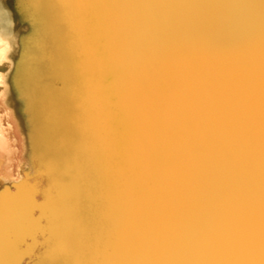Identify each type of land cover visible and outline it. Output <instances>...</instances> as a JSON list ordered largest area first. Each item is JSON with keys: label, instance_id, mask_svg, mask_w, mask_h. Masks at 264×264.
<instances>
[{"label": "bare ground", "instance_id": "6f19581e", "mask_svg": "<svg viewBox=\"0 0 264 264\" xmlns=\"http://www.w3.org/2000/svg\"><path fill=\"white\" fill-rule=\"evenodd\" d=\"M64 2L22 7L35 43L73 57L57 68L60 87L39 85L35 48L19 41L9 55L8 106L22 119L26 106L37 109L25 126L36 130L30 144L50 184L42 198L27 176L14 180L0 137V244L20 251L27 231L24 264L124 259L117 251L133 239L225 228L250 189L258 204V127L251 147L239 139L228 70L247 54L258 59L261 0H88L133 5L113 16L37 7ZM30 82L33 105L24 96ZM57 215L82 241L71 253L60 251ZM42 231L49 243L40 247Z\"/></svg>", "mask_w": 264, "mask_h": 264}, {"label": "snow or ice", "instance_id": "6c2138e0", "mask_svg": "<svg viewBox=\"0 0 264 264\" xmlns=\"http://www.w3.org/2000/svg\"><path fill=\"white\" fill-rule=\"evenodd\" d=\"M37 7L49 12L59 9H72L80 13L97 10L106 16H113L122 14L133 5L65 0L58 7ZM228 99L237 135L249 147L254 144L258 127V204L254 189H250L238 204L229 225L211 235L197 239L146 236L128 241L117 251V255L128 258L65 261L63 264H264V0L260 2L258 59L255 54H247L228 70ZM54 219L55 228L62 237L60 251L71 253L80 247L82 241L68 229L63 218L57 215ZM7 227L11 230V221ZM42 235V243L47 245V232L42 231Z\"/></svg>", "mask_w": 264, "mask_h": 264}, {"label": "rangeland", "instance_id": "374dc122", "mask_svg": "<svg viewBox=\"0 0 264 264\" xmlns=\"http://www.w3.org/2000/svg\"><path fill=\"white\" fill-rule=\"evenodd\" d=\"M28 1L29 0H0V137L4 144L5 154L9 158L12 178L17 181L27 176L32 185L39 188V192L36 195L39 196L41 194V197L44 198L45 196L43 197L40 190L41 186L49 187L50 184L48 178L41 175L42 170L45 168V164L41 165L40 162L35 160L36 157L34 156L40 152V148L30 144L35 141L36 130L33 131L30 128L28 129V126H25V124L30 125L31 121L37 117L36 113H34L37 109H32L30 105H28V107L26 106L24 109L25 114L22 119L18 116L20 114H18L19 111L17 106L13 107L12 104H9L11 107L8 106V101L11 99L12 92L11 89L9 90L10 85L7 82V72L13 67L15 62L10 59L11 56L9 55L17 48V42L19 41L21 42L20 45L24 48H35L37 55L39 54V58L35 57L40 62L41 73L44 75L38 80V83L40 86L44 87L46 92L50 89L51 84L56 87L61 86V80L58 77L54 78L57 73V68L59 66L68 67L73 62V57L71 55L62 54V51L56 52L49 46L42 48L39 43L34 42L32 36L34 18L22 12V7L26 5ZM56 55L60 61L53 65V60ZM24 85L25 101L26 103L31 102L32 104L35 97L33 82L28 84L25 83ZM6 99H8L7 102L5 101ZM59 189L60 186L56 185L53 190L57 193H52L51 196L52 200L57 201V205L61 199L59 197ZM36 213L38 215L39 211H36ZM10 237L12 238L14 236L11 235ZM17 237L15 240H17ZM21 238L24 242L22 243L20 251L14 250L15 248L10 250L9 248L11 247L7 248L10 242L6 243V245L0 244V264H15L19 259L20 262L18 264H24L28 261L29 255L24 253V249L30 239L27 231H24ZM39 239L40 242L38 246L41 247L43 241L41 235H39ZM11 240L13 243V239ZM55 243L53 242V246ZM24 258H26V260Z\"/></svg>", "mask_w": 264, "mask_h": 264}]
</instances>
